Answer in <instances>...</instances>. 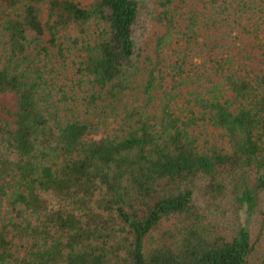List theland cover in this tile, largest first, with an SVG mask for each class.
Segmentation results:
<instances>
[{
    "label": "trees",
    "instance_id": "obj_1",
    "mask_svg": "<svg viewBox=\"0 0 264 264\" xmlns=\"http://www.w3.org/2000/svg\"><path fill=\"white\" fill-rule=\"evenodd\" d=\"M198 1L0 0V264H264V0Z\"/></svg>",
    "mask_w": 264,
    "mask_h": 264
},
{
    "label": "rangeland",
    "instance_id": "obj_2",
    "mask_svg": "<svg viewBox=\"0 0 264 264\" xmlns=\"http://www.w3.org/2000/svg\"><path fill=\"white\" fill-rule=\"evenodd\" d=\"M83 3H88L89 0H81ZM186 1H189V4H186ZM157 2L159 0H145L144 3V15L142 17V25L144 28L140 29V23L137 30V36L139 37V46H140V34L142 33L141 44L143 45L144 41H152L155 37V33L161 30L160 24L155 20V15L153 12L157 9ZM176 2V6H178L180 11L186 12L188 15L189 8H195L198 0H174ZM2 99L0 98V101ZM261 252L264 251V243ZM260 255V254H259Z\"/></svg>",
    "mask_w": 264,
    "mask_h": 264
}]
</instances>
